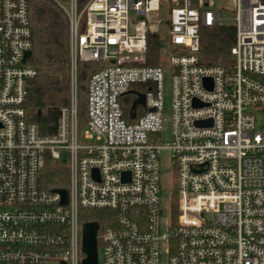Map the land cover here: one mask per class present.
Wrapping results in <instances>:
<instances>
[{"label": "built area", "instance_id": "1", "mask_svg": "<svg viewBox=\"0 0 264 264\" xmlns=\"http://www.w3.org/2000/svg\"><path fill=\"white\" fill-rule=\"evenodd\" d=\"M55 1L70 19V102L57 132L43 135L26 120L36 74L25 58L30 0H0V264H82L81 208L115 213V223L99 227V264H161L163 247L167 264H264V0ZM224 23L236 27L235 63L202 64L201 27ZM150 35L166 57L161 65L148 64ZM79 63L102 64L89 80L84 135ZM135 83L148 84L146 105L134 119L130 107L127 119L122 97ZM165 121L172 135L163 143ZM21 130L33 133L34 148L20 143ZM163 149L172 153L176 212L172 190L162 210ZM63 151L67 204L40 183L47 155L62 162Z\"/></svg>", "mask_w": 264, "mask_h": 264}, {"label": "trees", "instance_id": "2", "mask_svg": "<svg viewBox=\"0 0 264 264\" xmlns=\"http://www.w3.org/2000/svg\"><path fill=\"white\" fill-rule=\"evenodd\" d=\"M30 20L33 51L26 59L36 70L29 80L25 102L26 120L36 123L43 135L57 132L60 109L70 102V19L55 0H30ZM83 7L81 2L80 8ZM236 41V27L233 23L203 26L200 31L201 63L223 66L230 69L235 63L232 48ZM165 57L161 55L160 42L156 37L148 38V64L161 65ZM101 63L78 64V113L79 129L88 126V86L91 75ZM147 83H135L132 90L146 91ZM123 98L124 114L129 111L135 96L130 93ZM41 110L42 114L38 115ZM145 111L140 108L139 115ZM70 172L63 162L48 158L41 172L40 183L48 189L69 188ZM176 182V181H175ZM172 189L173 210L177 211L178 195L176 183ZM80 219L84 223L96 221L100 231L115 223V213L107 209H80ZM110 219V221H109ZM100 244V241L98 242Z\"/></svg>", "mask_w": 264, "mask_h": 264}, {"label": "rangeland", "instance_id": "3", "mask_svg": "<svg viewBox=\"0 0 264 264\" xmlns=\"http://www.w3.org/2000/svg\"><path fill=\"white\" fill-rule=\"evenodd\" d=\"M162 31L165 33V31H166L165 26L162 27ZM163 49H167V48L164 46ZM164 61L165 60H163L162 63H165ZM163 92H164L165 118H170V116H171V102H172V75H171L169 70L165 72ZM134 100H133V102H134ZM133 102H132V104H133ZM131 108H132V105H131ZM257 117H258V120H257L258 128H261V129L264 128V113H259L257 115ZM20 134H21L19 137L20 143L29 142V143H27V145L31 144V149L34 148V145H36V141L34 139L33 133H29V134L24 133L23 134L22 130H21ZM82 135H84V129L82 130ZM171 135H172L171 122L165 121L164 129L160 135L162 142L164 143V142L170 140ZM48 158H50V155H47L46 161ZM61 161L64 164L69 163V153L68 152L63 151L61 153ZM160 163H161V195L163 198L162 210H163V212H167V209H168V206L170 203L171 190L173 189L174 178H175V175H174L173 170H172V153L170 150L163 149L161 151ZM61 203H62V195H61ZM161 230L163 232L167 231V227L165 224H162ZM160 261H161V264H167L168 263V254L165 251V247H163L161 250Z\"/></svg>", "mask_w": 264, "mask_h": 264}, {"label": "water", "instance_id": "4", "mask_svg": "<svg viewBox=\"0 0 264 264\" xmlns=\"http://www.w3.org/2000/svg\"><path fill=\"white\" fill-rule=\"evenodd\" d=\"M32 52H28L25 56L27 59L30 57ZM205 83L208 85V79L205 80ZM128 93H134L137 95L134 100L131 108L130 118L134 119L137 115L138 106L146 105V96L144 93H139L135 90H130ZM195 105H199V103L195 102ZM42 111H38V115H41ZM197 125H211V120H200L196 123ZM97 170H95L96 172ZM54 192H59L62 195V203H68V190L65 188L52 189ZM99 223L96 221L86 222L83 224V238H82V250L85 254L84 259L82 260V264H99V252H98V231H99ZM61 264H67L65 261H62Z\"/></svg>", "mask_w": 264, "mask_h": 264}]
</instances>
